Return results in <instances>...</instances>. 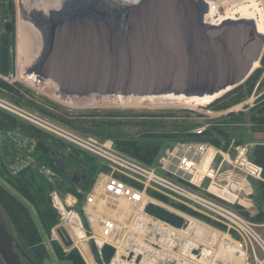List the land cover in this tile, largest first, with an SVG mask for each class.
<instances>
[{
  "label": "water",
  "instance_id": "1",
  "mask_svg": "<svg viewBox=\"0 0 264 264\" xmlns=\"http://www.w3.org/2000/svg\"><path fill=\"white\" fill-rule=\"evenodd\" d=\"M204 0H72L47 15L28 18L41 33L39 55L28 71L49 81L66 96L122 95L185 98L213 97L244 82L258 62L264 36L255 22L227 20L206 25ZM11 21L4 24L10 34ZM49 191L51 187L49 186ZM51 205L50 196H46ZM144 212L174 228L185 225L177 214L148 203ZM65 248L72 240L55 230ZM0 209V259L25 264ZM196 253V251H194ZM115 248H100L109 264ZM140 255L130 253L128 259Z\"/></svg>",
  "mask_w": 264,
  "mask_h": 264
},
{
  "label": "built area",
  "instance_id": "2",
  "mask_svg": "<svg viewBox=\"0 0 264 264\" xmlns=\"http://www.w3.org/2000/svg\"><path fill=\"white\" fill-rule=\"evenodd\" d=\"M204 2L207 9L202 21L206 25H220L231 11L218 1ZM0 108L107 166V172L100 174L88 191L77 189L83 195L79 208L77 199L62 202L57 192H50L51 205L58 215L51 236L60 242L55 230L63 227L73 247L81 253L83 246L87 248L89 256L82 253L86 264H102L101 246L115 244L118 224L103 209L114 207L118 201L135 208L134 231L138 234L148 233V224L155 226L153 243H149L148 249L120 255L125 264H136L135 256L128 259L130 253L140 255L137 264H264V223H255L245 216L253 204L248 178L263 180L261 166L249 158L248 145H236L230 154L229 150L205 141L177 142L149 165L118 151L110 139L80 135L29 113L15 102L0 100ZM203 130L197 128L193 133L201 135ZM157 196L163 197L164 203L185 208L182 209L185 216H179L187 222L186 228H174L144 212L145 206ZM186 218L196 220L206 232L205 237L204 234L197 237L193 229L186 232ZM91 244L95 252L89 248ZM113 247L115 254L109 264L116 262L117 249Z\"/></svg>",
  "mask_w": 264,
  "mask_h": 264
},
{
  "label": "rangeland",
  "instance_id": "3",
  "mask_svg": "<svg viewBox=\"0 0 264 264\" xmlns=\"http://www.w3.org/2000/svg\"><path fill=\"white\" fill-rule=\"evenodd\" d=\"M71 1L61 0V3L55 6L48 5L47 10H58L61 5ZM208 1H218L222 6L231 10L244 5L257 6L264 10V0ZM46 2L47 0H5V13L0 15V33L4 30V24L11 21L14 45L9 52L11 55H9L11 62L9 70L6 74L0 73V81L14 89L18 95L15 96L0 86V100L15 102L18 107L29 113H36L41 117L55 121L80 135L110 140L114 137L121 136L122 138L128 135L144 142L158 141L160 143L158 155L164 149L183 141H205L213 144L212 141L218 139L220 147L223 150H229L230 154L233 153V147L245 144L248 145L249 156L257 144H264V115L256 112L257 108L264 103L263 101L259 105L256 104L258 96L264 92L263 84L259 87L254 85L249 94L238 103L230 104L224 110H214L209 105L230 90L205 104L187 103L184 100L179 102L152 100L151 102L130 103L120 102L116 98L102 101L69 102L61 98L60 94L55 93L52 87L41 83L33 84L30 81V75H35L41 82L45 80L29 72L28 69L21 71L17 67L15 21L23 7L32 8L30 11L33 13L47 15L48 11L44 12L37 8V5ZM97 2L105 4V0H97ZM8 10L10 13H7ZM257 67L258 63L247 79L258 69ZM84 97L87 96L79 98ZM0 111L13 117L19 126L0 128V184L27 208L40 234L41 243L47 251L45 264H71L66 259L70 252L76 253L85 264L83 252L81 253L73 246L65 248L59 241L52 238L51 229L54 226L49 231L44 230L34 205L21 193L28 194L36 200L40 209H43L41 202L46 201V196H50L51 191L57 192L62 202L67 200L68 203H72V198L78 200L77 189H83L88 185L92 186L99 179L100 174L107 172V166L97 158H94L95 160L88 158L91 160L90 162L97 164L95 173L91 174L90 168L86 164L88 159L80 151L33 127L23 119L11 116L1 108ZM0 121V124L6 125L2 119ZM26 124L33 130L31 129L29 132L22 130L24 125L27 126ZM201 127L204 128L203 132H207L209 136L206 134L201 139L192 138L193 131ZM219 130L225 132V137H220ZM248 180L252 189L253 204L248 214V219H251L261 209L262 204L257 187L259 181L250 177ZM49 186L51 191H49ZM153 199L152 202L157 205L182 217L185 216L182 211L185 208L179 209L176 204ZM118 203L120 204L119 209L109 207V209H103V212L114 218L118 224V233L114 238L115 244L113 245L117 249L114 264H125L121 261L120 255L128 251L148 249L151 246L149 243H153L151 235L155 226L148 224L149 232L138 234V231H134L135 208L124 201H118ZM48 206L54 210L52 205ZM9 231L13 235L10 226ZM88 246L92 250V245ZM22 261L25 262L23 259Z\"/></svg>",
  "mask_w": 264,
  "mask_h": 264
},
{
  "label": "trees",
  "instance_id": "4",
  "mask_svg": "<svg viewBox=\"0 0 264 264\" xmlns=\"http://www.w3.org/2000/svg\"><path fill=\"white\" fill-rule=\"evenodd\" d=\"M1 2V0H0ZM13 31L10 34H6L4 31L0 33V73L6 74L9 70L10 62V50L13 49L14 45V37ZM10 55V56H9ZM259 78V73L254 72L252 75L242 84L228 91L220 98L216 99L212 102L209 107L214 110H224L232 103H238L241 99H243L254 87L256 81ZM0 86L4 88L7 92L17 96L18 94L14 91V89L8 87L4 83L0 81ZM0 119L6 122V125L0 124V128H5L7 126H11V128L19 127L17 125V121L10 117L7 114H4L0 111ZM258 120V119H257ZM1 122V121H0ZM27 125V124H26ZM24 131H31L32 127L29 125L23 126L21 128ZM33 130V129H32ZM208 135L207 132H203L201 135L191 134L192 138L201 139ZM220 137H225V132L219 130ZM209 136V135H208ZM155 139V138H154ZM115 148L127 155L145 163L151 164L156 156L160 152V143L158 141H149L144 142L134 137H130L128 135L118 137H114L112 139ZM212 143L218 147H220V141L218 139H214ZM83 154V153H82ZM85 157L94 159V157L83 154ZM249 158L262 168V181H259L257 187L260 193V200L262 207L250 220L255 223H264V144H257L250 154ZM88 159L86 163L90 168L91 174H94L95 168L97 167L96 163L90 162ZM95 160V159H94ZM91 188V185L85 186L83 188L84 191H88ZM44 189V188H42ZM22 191V190H20ZM42 191V190H41ZM25 198H27L33 205L39 217L40 223L43 226L44 230L49 231V229L56 225L58 220L57 213L51 209L50 206L46 204V201L43 200L41 202V206L43 209H40L36 200H34L30 195L21 193ZM83 195L78 194L77 207L79 208L82 203ZM157 199L165 202V199L161 196H157ZM0 209L4 213L7 218L8 225L13 231L15 242L19 246V250L16 252H23L25 254L24 258H22L25 264H45L44 261L47 259V251L41 243L40 234L27 210L25 205H23L20 200H18L14 195H12L7 189H5L0 184ZM184 210V209H183ZM187 212L192 215L199 217L196 213L187 210ZM247 218L248 214H245ZM203 218V217H202ZM92 245V250L95 252V246ZM79 256L70 252L66 259L71 262V264H83ZM0 264H4L0 259ZM86 264V263H85ZM98 264H101L100 262Z\"/></svg>",
  "mask_w": 264,
  "mask_h": 264
},
{
  "label": "bare ground",
  "instance_id": "5",
  "mask_svg": "<svg viewBox=\"0 0 264 264\" xmlns=\"http://www.w3.org/2000/svg\"><path fill=\"white\" fill-rule=\"evenodd\" d=\"M60 3H61V0H47L46 3L37 5V8L42 9V11L44 12H47L48 5L55 6ZM31 9L32 8H29V7H23L20 13L17 15L16 21H15L17 67L21 71H26V69H28L30 65L34 64V62L36 61L39 55L40 49H41V33L38 31L35 25H33V23L28 19L30 15L33 13L30 11ZM237 19H248V20L254 21L258 33L264 36V10L261 7L259 8L257 6L244 5L242 7H237L235 9H232L230 12H228L224 16L222 23L227 20H237ZM256 64L257 63L253 65L252 70L255 68ZM30 81L35 85H39L41 83L43 85L52 87L55 93L60 94L61 98H64L66 101H69V102H78V101L81 102V101H88V100L102 101V100H109V98H116L120 102L123 101V102H130V103L151 102L152 100L177 101V102L184 100L187 103L195 102L197 104H200V103L205 104L206 102L223 94V93H220L218 95H214L213 97H204V98H185L183 96H174L172 94L165 95V96H156V97H153V96L137 97V96H122V95L101 96L97 94H92L84 98H79L76 96H66V95L61 94L55 85H53L49 81L41 82L38 79V77L36 78L35 75H30ZM150 202H152V200ZM152 203H155V202H152ZM114 207L115 209H119L120 204L119 205L115 204ZM186 219L188 221V227H187L186 232H189L193 229L197 237H202V234H204V237H205L206 232L202 230V226L198 222H196V220L190 219V218H186ZM186 223L184 226L178 229L186 228L185 227ZM82 252L85 256H89L87 248L85 246H83Z\"/></svg>",
  "mask_w": 264,
  "mask_h": 264
},
{
  "label": "flooded vegetation",
  "instance_id": "6",
  "mask_svg": "<svg viewBox=\"0 0 264 264\" xmlns=\"http://www.w3.org/2000/svg\"><path fill=\"white\" fill-rule=\"evenodd\" d=\"M8 9L10 10L9 7H8ZM9 10L7 11V13L9 12ZM4 13H5V0H1V2H0V15H2ZM257 63H258V67H257L258 69H256L255 72H258L259 73V78L256 81L255 85L256 86L258 85V87H259L261 84L264 85V48H263L262 54L260 56V59L258 60ZM258 97L259 98L256 101V104L257 105L261 104L264 101V92L261 93ZM256 112H257V114L264 115V103L261 104L257 108Z\"/></svg>",
  "mask_w": 264,
  "mask_h": 264
}]
</instances>
